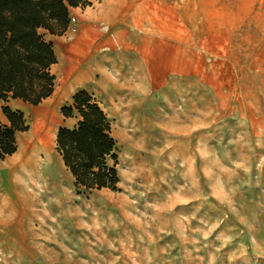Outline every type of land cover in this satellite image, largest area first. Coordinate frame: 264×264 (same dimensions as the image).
Listing matches in <instances>:
<instances>
[{
  "label": "rangeland",
  "instance_id": "obj_1",
  "mask_svg": "<svg viewBox=\"0 0 264 264\" xmlns=\"http://www.w3.org/2000/svg\"><path fill=\"white\" fill-rule=\"evenodd\" d=\"M249 100L253 118L229 108L191 120L188 133L143 130V143L157 142L136 155L116 142L117 191L75 186L56 121L61 192L0 161L10 173L0 172V264H264V86ZM25 122L17 136L36 124L32 114ZM53 169L43 165V178Z\"/></svg>",
  "mask_w": 264,
  "mask_h": 264
},
{
  "label": "crops",
  "instance_id": "obj_2",
  "mask_svg": "<svg viewBox=\"0 0 264 264\" xmlns=\"http://www.w3.org/2000/svg\"><path fill=\"white\" fill-rule=\"evenodd\" d=\"M88 2L69 8L74 21L63 34L40 29L56 58L53 92L37 106L9 99L7 105L25 119L32 114L35 125L54 131L57 121L58 128L72 129L79 116L64 117L60 109L85 91L109 119L112 135H119L116 142H128L136 155L157 142L153 136L143 143V130L188 133L191 120L229 108L255 117L248 104L254 87L264 86V0ZM0 120L6 123L2 115Z\"/></svg>",
  "mask_w": 264,
  "mask_h": 264
},
{
  "label": "trees",
  "instance_id": "obj_3",
  "mask_svg": "<svg viewBox=\"0 0 264 264\" xmlns=\"http://www.w3.org/2000/svg\"><path fill=\"white\" fill-rule=\"evenodd\" d=\"M88 4V0H0V115L6 120H0V161L16 152V135L28 129L23 113L11 109L8 100L36 106L53 92L50 66L56 58L52 43L39 29L63 34L69 8ZM60 112L80 118L72 129L59 127L55 138L56 150L75 186L117 191L116 141L104 111L89 93L79 91Z\"/></svg>",
  "mask_w": 264,
  "mask_h": 264
},
{
  "label": "bare ground",
  "instance_id": "obj_4",
  "mask_svg": "<svg viewBox=\"0 0 264 264\" xmlns=\"http://www.w3.org/2000/svg\"><path fill=\"white\" fill-rule=\"evenodd\" d=\"M54 138L55 132L49 128V126L44 124L32 125L31 130L17 137L16 141L19 146V152L11 160L14 162V168H16L19 172H27V177L31 179L32 183H34L33 186L41 185L42 187L40 186V188H44L46 186V188H51L52 191L61 192L62 176L58 175L56 159L52 157V145ZM43 165H46L47 167L54 166V178H43ZM48 180L52 182V186H49V184L46 183ZM42 181H45V183L42 184ZM36 191H38V188ZM48 199L50 198L48 197ZM54 202L56 201L54 200Z\"/></svg>",
  "mask_w": 264,
  "mask_h": 264
},
{
  "label": "built area",
  "instance_id": "obj_5",
  "mask_svg": "<svg viewBox=\"0 0 264 264\" xmlns=\"http://www.w3.org/2000/svg\"><path fill=\"white\" fill-rule=\"evenodd\" d=\"M73 21H74V18L70 17V18H69V22L71 23V22H73ZM69 22H68V24H69Z\"/></svg>",
  "mask_w": 264,
  "mask_h": 264
}]
</instances>
